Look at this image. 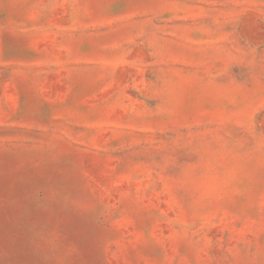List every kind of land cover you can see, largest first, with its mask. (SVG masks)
<instances>
[{
  "label": "rangeland",
  "instance_id": "obj_1",
  "mask_svg": "<svg viewBox=\"0 0 264 264\" xmlns=\"http://www.w3.org/2000/svg\"><path fill=\"white\" fill-rule=\"evenodd\" d=\"M0 264H264V0H0Z\"/></svg>",
  "mask_w": 264,
  "mask_h": 264
}]
</instances>
